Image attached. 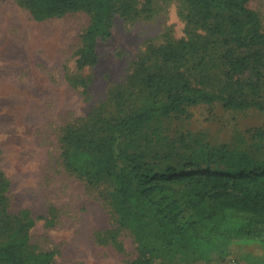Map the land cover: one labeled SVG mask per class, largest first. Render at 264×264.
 I'll return each mask as SVG.
<instances>
[{
	"label": "trees",
	"instance_id": "obj_1",
	"mask_svg": "<svg viewBox=\"0 0 264 264\" xmlns=\"http://www.w3.org/2000/svg\"><path fill=\"white\" fill-rule=\"evenodd\" d=\"M157 1L18 3L38 22L77 12L90 15L92 24L78 60L83 68L98 63V39L111 37L116 17H148ZM250 1L181 0L184 37L168 35L161 44L149 42L108 101L64 128L63 165L90 184L110 182L117 222L138 245L139 256L132 264H156L176 247L216 250L237 241L264 242L262 146L240 150L188 142L185 135L167 142L159 132L162 119L201 104L264 112V26ZM256 134L264 136V128ZM7 185L2 178L0 264H59L54 251L33 246L37 221L28 209L10 210ZM117 233L109 231L113 239Z\"/></svg>",
	"mask_w": 264,
	"mask_h": 264
},
{
	"label": "rangeland",
	"instance_id": "obj_2",
	"mask_svg": "<svg viewBox=\"0 0 264 264\" xmlns=\"http://www.w3.org/2000/svg\"><path fill=\"white\" fill-rule=\"evenodd\" d=\"M250 7L264 26V0H251ZM91 24L83 12L38 22L18 0H0V180L8 184L10 210L28 209L36 219L31 242L37 251H54L59 264H132L138 245L117 222L113 187L108 181L90 184L67 170L61 138L67 124L108 101L149 42L184 37V6L181 0H158L148 17H116L111 37L98 39V63L82 68L78 60ZM160 122L167 142L185 135L188 142L250 151L261 145L264 151V136L256 134L264 128V112L256 108L201 104ZM109 231L118 232L114 239ZM227 259L256 264L264 260V242L237 241L216 250L176 247L156 264Z\"/></svg>",
	"mask_w": 264,
	"mask_h": 264
},
{
	"label": "built area",
	"instance_id": "obj_3",
	"mask_svg": "<svg viewBox=\"0 0 264 264\" xmlns=\"http://www.w3.org/2000/svg\"><path fill=\"white\" fill-rule=\"evenodd\" d=\"M218 264H242L238 259H227L223 262H220Z\"/></svg>",
	"mask_w": 264,
	"mask_h": 264
}]
</instances>
